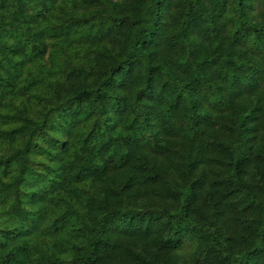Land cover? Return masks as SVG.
<instances>
[{
  "label": "trees",
  "instance_id": "trees-1",
  "mask_svg": "<svg viewBox=\"0 0 264 264\" xmlns=\"http://www.w3.org/2000/svg\"><path fill=\"white\" fill-rule=\"evenodd\" d=\"M0 264H264V0H0Z\"/></svg>",
  "mask_w": 264,
  "mask_h": 264
}]
</instances>
